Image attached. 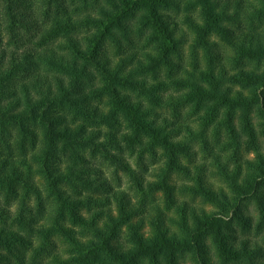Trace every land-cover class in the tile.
Segmentation results:
<instances>
[{
	"label": "trees",
	"instance_id": "1",
	"mask_svg": "<svg viewBox=\"0 0 264 264\" xmlns=\"http://www.w3.org/2000/svg\"><path fill=\"white\" fill-rule=\"evenodd\" d=\"M4 30L0 264H264V0H0Z\"/></svg>",
	"mask_w": 264,
	"mask_h": 264
},
{
	"label": "rangeland",
	"instance_id": "2",
	"mask_svg": "<svg viewBox=\"0 0 264 264\" xmlns=\"http://www.w3.org/2000/svg\"><path fill=\"white\" fill-rule=\"evenodd\" d=\"M37 6H39V4ZM183 18H184V12L179 13V14H174V21L177 22L179 30L182 33H184L185 35L187 34L186 35L187 36V43H189L190 39H189L188 35H190V33H189L186 25L183 23ZM35 31L36 30L33 27L28 32H26V31L24 32L23 30H21V34L26 35L29 38L30 36H34ZM4 35H5V37H4L3 43L0 46V48L8 46L9 35L5 30H4ZM216 52H218L221 55V58L223 59V58H226L227 55H229L230 49L227 46L223 45L222 43H219V46H217V48H216ZM184 55H186V58L188 59V46H185ZM253 156L254 155L251 154L248 156V158H252ZM132 162L133 163L135 162L134 158H132ZM196 162L198 164L205 163L206 166L208 167V169H210V167H209L210 162H211L210 158L209 157L204 158L202 156L201 152H198V158H197ZM145 165L149 166L147 172H145V175H144L147 178H149L150 173H152L154 171V169H156L159 166V164H152L151 165L149 163V161H146ZM90 167L93 170V174H92L93 178H96V176L99 174L100 179L107 180L116 190H127V188L130 186L128 179L123 174H120L121 178L114 176V170L112 167H110L109 164H99L97 160H91ZM212 181L215 183V185H217V186L219 185V183L216 180L212 179ZM195 204H197L198 206H202V204L199 200H197ZM206 208L208 210L212 209L209 206H207Z\"/></svg>",
	"mask_w": 264,
	"mask_h": 264
}]
</instances>
